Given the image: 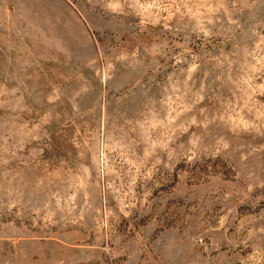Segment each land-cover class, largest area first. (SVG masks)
Segmentation results:
<instances>
[{"label":"rangeland","instance_id":"obj_1","mask_svg":"<svg viewBox=\"0 0 264 264\" xmlns=\"http://www.w3.org/2000/svg\"><path fill=\"white\" fill-rule=\"evenodd\" d=\"M0 264H264V0H0Z\"/></svg>","mask_w":264,"mask_h":264}]
</instances>
